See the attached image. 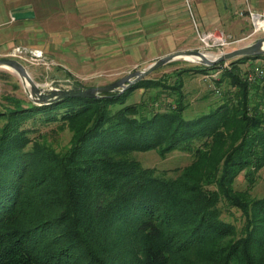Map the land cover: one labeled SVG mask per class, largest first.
Returning a JSON list of instances; mask_svg holds the SVG:
<instances>
[{
  "label": "trees",
  "instance_id": "1",
  "mask_svg": "<svg viewBox=\"0 0 264 264\" xmlns=\"http://www.w3.org/2000/svg\"><path fill=\"white\" fill-rule=\"evenodd\" d=\"M251 57L262 59L260 73L254 64L241 71ZM223 62L98 97L34 104L2 95L0 264H264V194L231 187L239 173L250 185L264 164V53L216 67ZM182 71L199 72L218 94L212 81L226 76L228 87L184 118ZM136 88L142 94L127 101ZM48 124H70L69 143L54 149L37 133ZM147 149L192 158L168 175L130 155ZM222 206L243 214L239 225Z\"/></svg>",
  "mask_w": 264,
  "mask_h": 264
},
{
  "label": "rangeland",
  "instance_id": "2",
  "mask_svg": "<svg viewBox=\"0 0 264 264\" xmlns=\"http://www.w3.org/2000/svg\"><path fill=\"white\" fill-rule=\"evenodd\" d=\"M31 2L34 5L33 0ZM240 16L233 13L227 21L220 22V25L203 28V30H196L194 21L190 20L188 22H190L192 32H187L185 42L178 43L179 45H171V47L156 45L153 47L152 52H145L141 49L136 56L122 54L120 58L104 63L95 60L92 51L95 50V47L98 48L96 46L98 43L108 39V36L95 37L92 41L91 37L83 35L85 32H76L80 33V36L77 37L73 36V32H33L32 28L36 26L33 14V20L29 23L30 29L27 33L30 39L28 38L29 40H23L20 43L18 41L13 42L10 47L4 49L3 53H0V56H10L18 59L34 82L44 84V86H47L50 77L64 75H68L71 80L83 86L104 84L133 69L143 68L154 58L170 51L194 48L206 54L208 53L207 55L212 57L221 51L244 45L253 41L256 37L264 35V25H258L248 18L242 19ZM95 40L96 45H94ZM15 46L24 49L18 53L17 51L13 52L12 49ZM37 49L42 54L32 56L30 53L38 54ZM123 52L126 53V51ZM225 61L216 67H228L229 64ZM261 63L262 59L251 57L239 62V66L242 71L249 69L252 64L261 66ZM195 64L200 63L189 59L175 58L154 68L146 76H161L171 80L173 72L180 68L192 67ZM180 77L183 82L182 91L185 93V101L187 102L181 113L184 118L193 117L218 103L222 98V91L228 87L226 76L222 78L219 84L216 83L217 79L212 81V84L219 88V94L206 85L199 72L182 71ZM141 90V88H136L131 91L127 101L137 100L142 94ZM4 94L27 98L17 74L9 68L0 66V102H3L2 95ZM38 132H40V136L45 137L54 149L67 145L71 134L70 124H48L40 126ZM35 133L36 131H33L31 134ZM130 155L138 160L141 165L154 166L158 170L164 169L168 175H174L175 168L180 169L192 158L190 152L179 149H172L164 154H160L157 149L136 150L132 151ZM231 187L233 190L243 192L248 198L264 194V164L257 169L254 181L250 185L239 173L231 181ZM221 215L236 225H239L243 220V214L232 206L227 208L222 206Z\"/></svg>",
  "mask_w": 264,
  "mask_h": 264
},
{
  "label": "crops",
  "instance_id": "3",
  "mask_svg": "<svg viewBox=\"0 0 264 264\" xmlns=\"http://www.w3.org/2000/svg\"><path fill=\"white\" fill-rule=\"evenodd\" d=\"M0 0V53L13 42L27 40L30 18H13L11 8L30 4L36 23L33 32H73V36H108L92 51L107 63L122 54L152 52L156 45H176L196 30L220 25L231 14L250 19L249 11L262 12L264 0ZM19 31V32H16ZM30 39V38H29ZM28 39V40H29ZM75 44V43H74ZM179 45V44H178ZM38 53H42L37 49ZM123 51H126L124 53ZM37 53V52H36Z\"/></svg>",
  "mask_w": 264,
  "mask_h": 264
},
{
  "label": "water",
  "instance_id": "4",
  "mask_svg": "<svg viewBox=\"0 0 264 264\" xmlns=\"http://www.w3.org/2000/svg\"><path fill=\"white\" fill-rule=\"evenodd\" d=\"M33 14L29 3L16 5L10 11V16L13 18H30ZM262 53H264V35L258 36L253 41L244 45L221 51L212 57L199 49H178L154 58L143 68L133 69L107 83L91 86H83L71 80L68 75L50 77L47 86L38 84L31 78L24 65L18 59L10 56H0V66L9 68L17 74L23 85L27 99L34 104H42L54 101L63 96L98 97L105 92H121L136 80L145 77L154 68L175 58L188 59V57H192L189 60L204 65H211L240 55H256Z\"/></svg>",
  "mask_w": 264,
  "mask_h": 264
},
{
  "label": "built area",
  "instance_id": "5",
  "mask_svg": "<svg viewBox=\"0 0 264 264\" xmlns=\"http://www.w3.org/2000/svg\"><path fill=\"white\" fill-rule=\"evenodd\" d=\"M248 14H249V18H250L252 21H254L256 24H258V25H264V22H263V23H257V22H256V19H259V20H260V19H262V18L264 17V10H263L262 12H259V13L249 11ZM258 25H257V26H258ZM22 49H24V48H22V47H20V46H15V47L12 49V51H13V52L17 51V53H18V52L22 51ZM30 54H31L32 56H34V55H39V56H40L39 53H38V54H35V53L32 54V53H30ZM32 56H30V57L33 58ZM253 70L257 71L258 73L261 72V69L259 68L258 65H254V66H253ZM213 72H214V73H213ZM213 72H211L210 75L214 76L215 71H213ZM251 76H252V74H251L250 72H248L247 77H248V78H251Z\"/></svg>",
  "mask_w": 264,
  "mask_h": 264
},
{
  "label": "bare ground",
  "instance_id": "6",
  "mask_svg": "<svg viewBox=\"0 0 264 264\" xmlns=\"http://www.w3.org/2000/svg\"><path fill=\"white\" fill-rule=\"evenodd\" d=\"M257 23H263L264 22V17L262 19H256ZM208 54V53H207ZM188 59H192V57H188Z\"/></svg>",
  "mask_w": 264,
  "mask_h": 264
}]
</instances>
